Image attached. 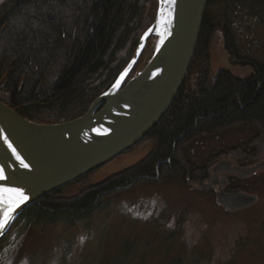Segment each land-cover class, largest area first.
Returning <instances> with one entry per match:
<instances>
[{
    "label": "trees",
    "instance_id": "trees-1",
    "mask_svg": "<svg viewBox=\"0 0 264 264\" xmlns=\"http://www.w3.org/2000/svg\"><path fill=\"white\" fill-rule=\"evenodd\" d=\"M160 1L0 0V100L38 123L82 116L128 65L156 20ZM254 16L264 21V0H207L181 92L153 131L126 151L151 144L148 153L98 183L88 184L91 172L43 196L19 216L0 250L16 228L81 219L105 198L140 182L179 179L202 184L215 178L213 168L221 171L230 161L241 169L256 166L264 157V62L243 55L236 41L241 25ZM219 29L225 33L229 62L251 67L248 77L227 69L212 74L210 46ZM154 38L148 39L128 80L153 55ZM238 128L250 132L246 140L195 161L197 145ZM228 173L226 192L234 196L240 192V176ZM73 186L78 188L70 193Z\"/></svg>",
    "mask_w": 264,
    "mask_h": 264
},
{
    "label": "rangeland",
    "instance_id": "rangeland-1",
    "mask_svg": "<svg viewBox=\"0 0 264 264\" xmlns=\"http://www.w3.org/2000/svg\"><path fill=\"white\" fill-rule=\"evenodd\" d=\"M246 21L236 41L243 55L264 62V21L258 16ZM152 41L157 46L158 38ZM225 41L224 31L217 30L210 46L212 74L227 69L238 77L251 75V67L229 62ZM249 135L238 128L210 138L195 147L194 159L201 163L213 150ZM150 149L147 144L119 155L93 171L88 184L134 165ZM254 167L238 180L240 192L257 197L247 207H225L215 192L179 179L140 182L105 198L81 219L14 229L0 250V264H264V157ZM224 170L213 168L212 174L223 178Z\"/></svg>",
    "mask_w": 264,
    "mask_h": 264
},
{
    "label": "water",
    "instance_id": "water-1",
    "mask_svg": "<svg viewBox=\"0 0 264 264\" xmlns=\"http://www.w3.org/2000/svg\"><path fill=\"white\" fill-rule=\"evenodd\" d=\"M206 5L207 0H175V4L160 1L156 20L142 35L128 65L82 116L38 123L0 100V166L7 177L0 180V187L21 188L29 197L16 209L6 229L0 230V243L30 205L125 153L160 123L191 69ZM165 20L168 26L162 35L159 30ZM154 35L158 43L153 55L128 80ZM117 81L119 87L115 86ZM5 136L28 168L17 160ZM255 168L245 169L242 175ZM256 198L239 192L223 202L229 200L230 208L235 209L251 205Z\"/></svg>",
    "mask_w": 264,
    "mask_h": 264
},
{
    "label": "snow or ice",
    "instance_id": "snow-or-ice-1",
    "mask_svg": "<svg viewBox=\"0 0 264 264\" xmlns=\"http://www.w3.org/2000/svg\"><path fill=\"white\" fill-rule=\"evenodd\" d=\"M162 3L167 2L170 4H175V0H161ZM171 18V12H169V21ZM163 43V41H161ZM116 87H119V81H117ZM8 147L12 150V153L16 155L17 160L23 165V167L28 168L29 165L24 162L17 153L16 149L8 142V138L3 137ZM7 177L4 174V168L0 166V180H6ZM29 197L25 194L21 188H10V187H0V205L3 206L2 211H0V230H5L6 226L9 225L10 219L13 218V214L16 209L20 207Z\"/></svg>",
    "mask_w": 264,
    "mask_h": 264
},
{
    "label": "flooded vegetation",
    "instance_id": "flooded-vegetation-1",
    "mask_svg": "<svg viewBox=\"0 0 264 264\" xmlns=\"http://www.w3.org/2000/svg\"><path fill=\"white\" fill-rule=\"evenodd\" d=\"M224 167L227 170V172H229L228 174L235 173L237 175H241L242 172L244 171L241 169V167H238V165L234 164L231 161L228 162ZM214 171L219 172L220 169L216 170V167H215ZM222 171H225V170L222 169ZM227 172L225 174H223L224 180H223V178H219L220 176L218 177V174L214 173V175H213V177H215L214 179L212 178V180H210V182H208V183H202V184L197 183V187H198V185H201V189L203 191L208 189V190L215 192V194L219 196V201L220 202L222 201V203L225 207H230V204H228L229 200H227L226 202H223L224 199H226L227 197L230 196L229 192H226V189H224V188H220V186L226 185L229 182V175H227ZM220 179H222L223 182H221ZM218 188L220 189V191H217Z\"/></svg>",
    "mask_w": 264,
    "mask_h": 264
},
{
    "label": "bare ground",
    "instance_id": "bare-ground-1",
    "mask_svg": "<svg viewBox=\"0 0 264 264\" xmlns=\"http://www.w3.org/2000/svg\"><path fill=\"white\" fill-rule=\"evenodd\" d=\"M167 26H168V23L166 22V20L162 23V25H161V27H160V33L162 34V35H164L165 33H166V31H167ZM0 209L2 210L3 209V206L2 205H0Z\"/></svg>",
    "mask_w": 264,
    "mask_h": 264
}]
</instances>
